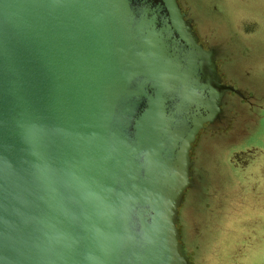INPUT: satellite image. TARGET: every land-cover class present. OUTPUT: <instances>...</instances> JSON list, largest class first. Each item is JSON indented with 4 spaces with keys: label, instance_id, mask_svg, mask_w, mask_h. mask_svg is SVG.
I'll use <instances>...</instances> for the list:
<instances>
[{
    "label": "water",
    "instance_id": "95a60500",
    "mask_svg": "<svg viewBox=\"0 0 264 264\" xmlns=\"http://www.w3.org/2000/svg\"><path fill=\"white\" fill-rule=\"evenodd\" d=\"M229 91L179 0H0V264H192V149Z\"/></svg>",
    "mask_w": 264,
    "mask_h": 264
},
{
    "label": "rangeland",
    "instance_id": "374dc122",
    "mask_svg": "<svg viewBox=\"0 0 264 264\" xmlns=\"http://www.w3.org/2000/svg\"><path fill=\"white\" fill-rule=\"evenodd\" d=\"M247 19L239 17L235 25ZM201 27L219 28L214 21ZM247 118L254 117H239L227 133L203 130L192 149L194 171L204 175L202 189L186 192L177 221L192 264H264V117L249 131ZM241 149L253 155L237 163L235 153ZM214 229L221 233L209 234Z\"/></svg>",
    "mask_w": 264,
    "mask_h": 264
},
{
    "label": "flooded vegetation",
    "instance_id": "af4514ba",
    "mask_svg": "<svg viewBox=\"0 0 264 264\" xmlns=\"http://www.w3.org/2000/svg\"><path fill=\"white\" fill-rule=\"evenodd\" d=\"M179 2L192 18L200 41L207 48L215 49L216 62L222 78L239 90V93L235 91L227 93L222 103L221 121L204 130L213 134L227 133L232 130L239 117H254L244 120L248 126L246 130L249 131L253 121L258 117H264V0H179ZM192 5L199 9V13L193 10ZM243 16L248 19L243 20L242 25L237 27L236 19ZM209 21H214L219 28L214 32H210L211 29L203 31L201 26ZM217 31L222 36L219 37ZM245 109L250 113L243 114ZM238 152L246 150L241 149ZM247 152L245 155L240 154L239 159L236 158L237 163H244L252 156L250 150ZM244 156L246 157L243 158ZM192 168L195 169V164ZM199 172L194 171L196 187L189 190L199 192L202 189L204 175Z\"/></svg>",
    "mask_w": 264,
    "mask_h": 264
},
{
    "label": "trees",
    "instance_id": "16d2710c",
    "mask_svg": "<svg viewBox=\"0 0 264 264\" xmlns=\"http://www.w3.org/2000/svg\"><path fill=\"white\" fill-rule=\"evenodd\" d=\"M212 231V230H211ZM210 231V233L209 234H213V235H219L220 233H221V231L220 230H216V229H214V231H212L211 232ZM230 234V233H229ZM228 238H229V235H228ZM228 238L226 237L225 239H223V241L225 242V243H227L229 240H228ZM183 245H184V243H183ZM184 247H185V245H184ZM185 250H186V248H185ZM186 253H187V255L190 257L191 256V254H190V252H187V250H186Z\"/></svg>",
    "mask_w": 264,
    "mask_h": 264
},
{
    "label": "bare ground",
    "instance_id": "6f19581e",
    "mask_svg": "<svg viewBox=\"0 0 264 264\" xmlns=\"http://www.w3.org/2000/svg\"><path fill=\"white\" fill-rule=\"evenodd\" d=\"M249 26V25H248ZM243 35V34H242ZM253 148V147H252ZM253 155V154H252ZM251 162V161H250ZM255 167V166H254ZM259 168V167H258ZM233 187V186H232ZM235 208V207H234ZM205 233V232H204ZM216 243V242H215Z\"/></svg>",
    "mask_w": 264,
    "mask_h": 264
}]
</instances>
